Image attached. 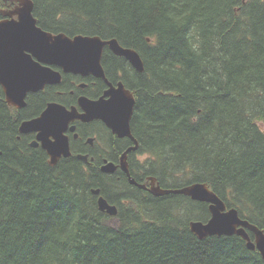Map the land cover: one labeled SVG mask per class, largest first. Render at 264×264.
<instances>
[{
    "label": "trees",
    "instance_id": "obj_1",
    "mask_svg": "<svg viewBox=\"0 0 264 264\" xmlns=\"http://www.w3.org/2000/svg\"><path fill=\"white\" fill-rule=\"evenodd\" d=\"M32 2L42 29L117 39L142 58L125 79L145 174L164 189L204 183L264 231V0ZM16 125L0 95V264H264L241 237L191 232L208 204L153 197L75 158L51 166Z\"/></svg>",
    "mask_w": 264,
    "mask_h": 264
},
{
    "label": "water",
    "instance_id": "obj_2",
    "mask_svg": "<svg viewBox=\"0 0 264 264\" xmlns=\"http://www.w3.org/2000/svg\"><path fill=\"white\" fill-rule=\"evenodd\" d=\"M16 3L12 10H3L0 20V85L5 91L6 101L16 107L24 106V98L29 91L41 89L47 83H59L60 73H49L50 69L41 64H56L64 72L95 73L104 77L101 57L105 46H109L114 55L128 60L138 73L144 72V64L140 55L133 49L122 47L117 39L102 40L98 36L76 35L69 37L64 33L53 34L37 25L34 17L32 0H4ZM17 17V19L14 18ZM149 40V39H148ZM36 58V61L33 59ZM130 97H128L127 94ZM112 100L109 102L93 103L100 108L98 117L102 118L112 131L119 137L131 136V119L134 112L135 100L124 90L123 85L116 91H109ZM93 106V105H92ZM71 113L64 107L51 104L42 115L31 121L24 122L20 133L38 132L37 139L50 156L49 164L56 165L64 156L71 155L68 140L61 131V126L67 125ZM54 137L52 142L49 138ZM37 142L32 146L36 147ZM136 146L127 150H135ZM122 157V169L127 173L126 155ZM80 158L87 160L86 156ZM105 173H113L115 167L108 163L103 167ZM155 197L166 195H183L191 200L209 205L210 219L204 223L192 221L190 230L199 239L213 236H238L251 251H257L264 260V231L248 220L240 217L234 208H227L226 204L206 184L195 183L178 189H163L156 179L151 178ZM132 183H136L134 180ZM144 187V186H140ZM99 195L100 190H93ZM101 212L109 216H116L118 209L110 205L104 197L98 199ZM250 233L253 235L251 238Z\"/></svg>",
    "mask_w": 264,
    "mask_h": 264
},
{
    "label": "flooded vegetation",
    "instance_id": "obj_3",
    "mask_svg": "<svg viewBox=\"0 0 264 264\" xmlns=\"http://www.w3.org/2000/svg\"><path fill=\"white\" fill-rule=\"evenodd\" d=\"M6 6L5 10H12L17 6V4L10 2V4H7ZM14 18L17 19L16 16H14ZM106 53L112 56V59L115 61V65L113 64L112 59H104ZM33 59L36 61V58L33 57ZM118 61H123V66H120L119 64L117 65L116 62ZM41 65L42 67L50 69V74L56 72L60 73L61 81L59 83H47L41 89L27 92L24 98V106L16 107L9 104L6 101L5 91L0 85V95L3 96L6 109L17 124V138H22L24 143L33 149L42 150L47 157V161L50 162V156L42 147V142L37 139L38 132L21 134L20 127L24 122L39 118L49 105H60L71 113V119L64 129L63 126H61V131L63 130V134L68 140L71 155L69 157L62 156L56 165L64 160L75 158L81 162L84 170L96 168L105 176L114 178L116 182H127V188L155 197L151 192L153 189L151 178L155 177L147 175L142 171V165L149 159V156L140 152V146L138 145L139 142L133 135L132 129V137H119L102 118L98 117L100 112H97V110L100 108H95L96 105L94 106L93 104L111 101L112 94H109V91H116L122 84L124 90L128 91L132 95L136 106V95L129 86L127 79H125V72L126 74L127 72L131 74L130 72L133 73L136 71L131 63L125 58L114 55L109 46H105L101 57V66L104 71V77L97 76L95 73L82 74L64 72V70L56 64ZM110 66H114L113 72L109 70ZM127 95L130 97L129 94ZM101 103L98 105L100 106ZM49 139L52 142L55 141L54 137H50ZM35 142H37L38 145L34 148L32 144ZM136 142L138 147L135 150L127 152L128 149L136 146ZM126 152L128 154L126 155L127 173L122 169L121 165L122 157ZM80 155L86 156L87 160L81 159ZM108 163H112L114 165L115 171L113 173H105L103 171V167H105ZM133 180L136 182L135 184L131 182ZM158 184L161 186L157 180L156 185Z\"/></svg>",
    "mask_w": 264,
    "mask_h": 264
},
{
    "label": "clouds",
    "instance_id": "obj_4",
    "mask_svg": "<svg viewBox=\"0 0 264 264\" xmlns=\"http://www.w3.org/2000/svg\"><path fill=\"white\" fill-rule=\"evenodd\" d=\"M187 15H188V13H185L184 16L177 17V18H176V21H177L178 23H182L183 20H184V18H185Z\"/></svg>",
    "mask_w": 264,
    "mask_h": 264
},
{
    "label": "bare ground",
    "instance_id": "obj_5",
    "mask_svg": "<svg viewBox=\"0 0 264 264\" xmlns=\"http://www.w3.org/2000/svg\"><path fill=\"white\" fill-rule=\"evenodd\" d=\"M44 30V29H43ZM73 37V36H72ZM109 40V39H108ZM87 113V112H86ZM134 113V112H133ZM139 145V144H138ZM35 148V147H34ZM128 155V154H127ZM128 161V160H127ZM129 165V164H128ZM86 167V166H85ZM129 168V167H128ZM123 172V171H122ZM134 178V177H133ZM130 180V179H129ZM157 181V180H156ZM138 183V182H137ZM144 184V183H143ZM141 185V184H139ZM186 186V185H185ZM97 190V189H96ZM183 196V195H182ZM224 202V201H223ZM119 204V203H118ZM206 204V203H205ZM199 219V218H198ZM202 222V221H201ZM206 223V222H205Z\"/></svg>",
    "mask_w": 264,
    "mask_h": 264
}]
</instances>
